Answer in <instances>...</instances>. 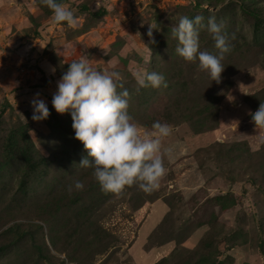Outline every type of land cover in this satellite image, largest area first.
Here are the masks:
<instances>
[{"label": "rangeland", "instance_id": "obj_1", "mask_svg": "<svg viewBox=\"0 0 264 264\" xmlns=\"http://www.w3.org/2000/svg\"><path fill=\"white\" fill-rule=\"evenodd\" d=\"M61 2L75 28L42 0H0V264H264V129L251 118L264 104V0ZM197 15L229 37L219 82L176 53L171 28ZM200 50L217 52L206 29ZM85 54L123 75L135 122L172 128L151 193H105L79 166L87 153L51 101ZM137 66L168 86L137 91ZM37 94L51 113L39 122Z\"/></svg>", "mask_w": 264, "mask_h": 264}, {"label": "clouds", "instance_id": "obj_2", "mask_svg": "<svg viewBox=\"0 0 264 264\" xmlns=\"http://www.w3.org/2000/svg\"><path fill=\"white\" fill-rule=\"evenodd\" d=\"M42 3L51 10L54 24L77 26L74 10L61 0H42ZM204 19L201 15L183 16L171 28V35L178 42L176 53L180 58L196 62L212 81L219 82L224 71L222 61L231 51L229 37L223 31V25L214 18H208L207 23ZM201 29L211 35L216 53L200 50ZM153 30L149 27L148 37L153 36ZM67 65L57 82L51 104L58 115L71 117L74 139L87 153L79 166L93 170L92 176L105 193L120 194L132 185L145 193L154 191L166 171L161 149L162 141L172 132L171 126L156 121L151 128H146L133 120L128 111L130 93L124 87V77L119 71L94 69L86 54ZM132 76L137 91L168 86L163 74L140 66L132 70ZM118 89L123 91L118 92ZM32 107L33 121L47 120L51 114L39 94L33 99ZM251 118L255 128L264 129V104H260ZM84 187V183L77 180L69 187V192L73 189L82 191Z\"/></svg>", "mask_w": 264, "mask_h": 264}, {"label": "trees", "instance_id": "obj_3", "mask_svg": "<svg viewBox=\"0 0 264 264\" xmlns=\"http://www.w3.org/2000/svg\"><path fill=\"white\" fill-rule=\"evenodd\" d=\"M245 12H246L247 14H249V15H253V13L247 11L246 9H244V13H245Z\"/></svg>", "mask_w": 264, "mask_h": 264}]
</instances>
